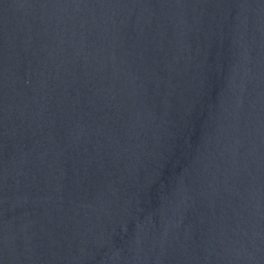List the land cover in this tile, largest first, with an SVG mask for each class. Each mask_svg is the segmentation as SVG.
I'll list each match as a JSON object with an SVG mask.
<instances>
[{
  "label": "water",
  "instance_id": "water-1",
  "mask_svg": "<svg viewBox=\"0 0 264 264\" xmlns=\"http://www.w3.org/2000/svg\"><path fill=\"white\" fill-rule=\"evenodd\" d=\"M0 264H264V0H0Z\"/></svg>",
  "mask_w": 264,
  "mask_h": 264
}]
</instances>
